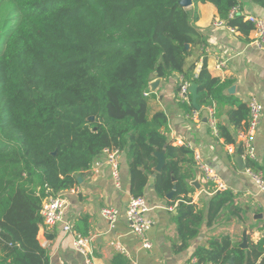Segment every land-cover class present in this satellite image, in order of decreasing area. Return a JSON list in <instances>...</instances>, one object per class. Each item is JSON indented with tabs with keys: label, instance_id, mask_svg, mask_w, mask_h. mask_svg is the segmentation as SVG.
<instances>
[{
	"label": "trees",
	"instance_id": "1",
	"mask_svg": "<svg viewBox=\"0 0 264 264\" xmlns=\"http://www.w3.org/2000/svg\"><path fill=\"white\" fill-rule=\"evenodd\" d=\"M264 6V0H254ZM0 2H3L0 0ZM13 7L0 27V264H49L39 241L46 197L78 186L79 177L106 148L130 160L132 196H144L151 175L155 190L176 206L181 249L197 237L204 220L211 226L234 194L216 192L207 210L188 193L183 161L196 164L185 146H174L164 131L168 117L149 112V83L178 73L198 85V105L225 102L226 84L206 63L187 66L195 48L206 43L197 21L198 4L211 2L221 19L248 35L253 24L239 11V0H7ZM181 86L177 87V92ZM229 123L246 130L249 108L238 100ZM189 114L194 108L179 101ZM94 117V118H92ZM220 136L236 144L230 127ZM157 151L166 164L158 172ZM240 144V153H243ZM247 167L253 168L251 160ZM184 195V197H182ZM177 204V205H176ZM87 236V235H85ZM264 253V241L254 248ZM229 236L200 246L197 264H254ZM263 258V257H262ZM259 264H264V258Z\"/></svg>",
	"mask_w": 264,
	"mask_h": 264
},
{
	"label": "crops",
	"instance_id": "2",
	"mask_svg": "<svg viewBox=\"0 0 264 264\" xmlns=\"http://www.w3.org/2000/svg\"><path fill=\"white\" fill-rule=\"evenodd\" d=\"M239 10L246 16L257 15L264 18V6L254 0H239ZM194 2L186 8H192ZM199 18L197 25L203 32L206 43L195 48L188 58L187 66L196 64L199 72L204 63L210 74L226 84L223 92L226 100L216 103L219 126L230 127L237 138L236 144L226 143L225 139L215 137L207 122V106L201 108L200 120L188 117V113L179 105L177 87L182 75L175 73L168 79L161 78L156 91L148 96L149 112L152 116L157 111L164 112L168 117L164 131L168 140L174 146H185L191 152L198 153L201 158L213 167L220 175L227 189L234 194V203L226 207L217 220L208 226L204 220L200 233L181 249L177 223L176 206H170L167 197H161L155 190V175H151L144 190L150 211L148 217L155 224L148 231V237L153 243L150 250L142 247L140 238L133 233L126 217L127 205L132 197L130 192V160L126 153L121 154L120 170L123 186L115 187L110 168L107 164L97 170L93 167L79 177L76 192L63 191L68 200L65 213L66 220L73 229L82 235L93 237L92 249L95 264H189L195 257L200 246L209 248L213 240H222L229 236L233 246L244 250L254 264H259L264 258L255 257L254 248L264 241V192H261L254 179L246 170L247 161L240 153L239 130L228 121L227 112L236 107L229 102L238 100L248 103L251 97H256L264 106V49L253 42V32L243 34L238 29L229 31L226 27L215 25L221 19L217 7L211 3L198 4ZM226 60L223 68H218V62ZM160 78L154 75L151 79ZM256 160H251L253 169L264 175V110L254 139ZM232 146L233 152L228 148ZM165 155V153H164ZM104 159V154L99 156ZM250 160V159H249ZM242 161V165L239 164ZM186 183L192 187L188 197L199 209L207 210L214 193L203 178L197 164L188 161L181 163ZM197 181L198 185H193ZM184 197V195L182 196ZM177 205V204H176ZM113 206L120 210V216L115 226L103 217L102 209ZM42 238L44 246L50 254L49 264H85L86 258L73 245L71 233L63 230L62 224L46 229L43 226ZM244 232H247V247L242 248ZM119 241L131 253V257L117 251L111 244ZM233 264H235L232 259Z\"/></svg>",
	"mask_w": 264,
	"mask_h": 264
},
{
	"label": "built area",
	"instance_id": "3",
	"mask_svg": "<svg viewBox=\"0 0 264 264\" xmlns=\"http://www.w3.org/2000/svg\"><path fill=\"white\" fill-rule=\"evenodd\" d=\"M239 11V7H235L232 9L230 15L234 16ZM244 18L246 21H249L253 24V29L251 31L253 32V42L260 49H264V18L253 14H248L244 16ZM215 25L226 27L231 32H235L237 30L236 27L229 25L227 21L223 19H217L215 21ZM225 64L226 60H220L218 62V68H223ZM180 86L181 88L178 91L179 101L192 105V95L190 91L191 83L182 77ZM144 94L146 97H148L150 93L145 92ZM247 106L249 108V125L246 130H239L238 132V138L241 141L240 144L243 146L244 151L242 153V157L246 161L249 159L256 160L257 158L254 139L264 110L263 104L256 97H251L247 103ZM206 109L208 113L206 120L211 127V131L215 137H220V126L216 103L213 102L211 105L207 106ZM188 117L199 121L200 111L196 108H193L191 113L188 114ZM228 151L230 153L233 152L232 146L228 148ZM102 154H104L105 156L104 159L98 157L94 161L93 167H95V169L97 170L100 166L107 164V166L110 168L112 181L115 187L121 189L123 186L120 170L122 152L116 148H106ZM195 160L205 182L211 187L210 192L215 194L218 191L227 190L228 187L222 181L218 172L208 163H206L198 153L195 154ZM245 171L252 176L258 189L261 192H264V175L260 172L255 171L251 167H246ZM69 190L71 192H76L77 186ZM67 208L68 200L62 194L50 195L46 197L43 201L41 209V214L44 221L43 227L46 229H50L52 227H55L57 224H62L63 230L72 234L73 245L76 250L85 256V264H95L93 249L91 246L93 237L82 235L81 233L73 229L72 225L66 220L65 217ZM149 211L150 206L148 205V202L144 196H132L126 210V217L131 225V229L133 233H135L140 238L142 247L146 250H150L153 247V243L148 237V231L155 224V222L148 217ZM102 215L109 221L110 225L114 227L120 216V210L113 206H106L102 209ZM111 244L120 253L126 255L127 257H131L130 251L119 241H113ZM133 262L134 264H137L135 261ZM197 263V259H193L192 263L189 264Z\"/></svg>",
	"mask_w": 264,
	"mask_h": 264
},
{
	"label": "water",
	"instance_id": "4",
	"mask_svg": "<svg viewBox=\"0 0 264 264\" xmlns=\"http://www.w3.org/2000/svg\"><path fill=\"white\" fill-rule=\"evenodd\" d=\"M192 2H193V0H181V4L184 7L190 6L192 4ZM160 82H161V78H157V79H154V80L150 81L149 87L152 90V92L156 91V89L159 86ZM190 91H191V95H192V105L197 110H201V107L198 105V102H197V99H198V85L192 83L191 86H190ZM92 118H94V117H92ZM155 156L158 159V164L156 166V171L160 172L164 168V166L166 164V159H165L164 152L157 151L155 153ZM239 164L242 165V161H239ZM193 185H198L197 181H194ZM175 191H176V188L167 196V198L168 199L173 198V196L175 194ZM42 232H43V229H40L38 238H39L40 243L42 245H44V239L42 238ZM241 246H242V248H246L247 247V232H244V241H243V244ZM229 264H233L232 259L229 261Z\"/></svg>",
	"mask_w": 264,
	"mask_h": 264
},
{
	"label": "rangeland",
	"instance_id": "5",
	"mask_svg": "<svg viewBox=\"0 0 264 264\" xmlns=\"http://www.w3.org/2000/svg\"><path fill=\"white\" fill-rule=\"evenodd\" d=\"M3 2H0V27L2 25V17L4 18V14L7 12H13V7L10 3L7 2V0H2ZM13 16V13H12Z\"/></svg>",
	"mask_w": 264,
	"mask_h": 264
}]
</instances>
